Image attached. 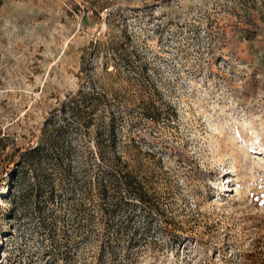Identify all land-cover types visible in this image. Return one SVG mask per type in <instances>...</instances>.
Wrapping results in <instances>:
<instances>
[{
    "label": "rangeland",
    "instance_id": "rangeland-1",
    "mask_svg": "<svg viewBox=\"0 0 264 264\" xmlns=\"http://www.w3.org/2000/svg\"><path fill=\"white\" fill-rule=\"evenodd\" d=\"M91 83L160 208L133 264H264V0H0V264H45L19 152Z\"/></svg>",
    "mask_w": 264,
    "mask_h": 264
},
{
    "label": "trees",
    "instance_id": "trees-1",
    "mask_svg": "<svg viewBox=\"0 0 264 264\" xmlns=\"http://www.w3.org/2000/svg\"><path fill=\"white\" fill-rule=\"evenodd\" d=\"M105 96L91 83L63 101L45 118L37 142L19 152L27 178L18 199L35 212L45 264H85L86 247L90 263L133 264L156 242L147 226L160 208L137 166L117 148L111 128L117 115ZM98 110L101 127L91 136L93 145L77 143L71 133L89 128ZM154 111L147 107L143 115Z\"/></svg>",
    "mask_w": 264,
    "mask_h": 264
}]
</instances>
